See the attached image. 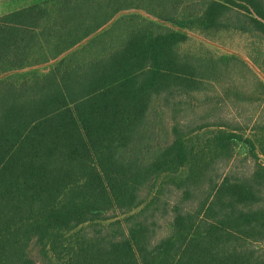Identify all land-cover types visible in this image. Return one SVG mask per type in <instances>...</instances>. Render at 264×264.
<instances>
[{
	"label": "trees",
	"instance_id": "16d2710c",
	"mask_svg": "<svg viewBox=\"0 0 264 264\" xmlns=\"http://www.w3.org/2000/svg\"><path fill=\"white\" fill-rule=\"evenodd\" d=\"M190 31L257 37L264 72V0L0 16V264H264V81Z\"/></svg>",
	"mask_w": 264,
	"mask_h": 264
},
{
	"label": "rangeland",
	"instance_id": "374dc122",
	"mask_svg": "<svg viewBox=\"0 0 264 264\" xmlns=\"http://www.w3.org/2000/svg\"><path fill=\"white\" fill-rule=\"evenodd\" d=\"M132 12L140 13L141 15H143L145 17L151 18L150 16H148L144 12H139V11L136 12L133 10H132ZM125 13H131V11H126V12H123L121 14H125ZM188 34H189V39L182 46L183 49L191 50V51H204V50L208 51L209 50L210 52H212L216 55H221V54H225V53L238 54L240 57H242V59H244L245 61H247L249 63V65L253 68V70L264 81V72L255 63V60L251 57V53H253V51H252L253 47H255L258 44L262 45L260 42V39H258L257 37H255L253 35H249V34L225 33V34H221V35L217 36L216 39H210V38H207L205 35H203L199 32L190 31ZM78 47L79 46H77L76 48H78ZM76 48H74V49H76ZM65 55L66 54H64L63 56H61L57 59L46 62L44 64H39L37 66L26 68L24 70L12 72L11 74H24V73H30V72H47V71L55 68L57 66V64L59 63V61ZM7 75H9V74H7ZM7 75H4V76L6 77ZM244 114L247 115L248 118L251 116L255 120V118H257L256 116H258L259 114H261V115L264 114V106L252 105V108H249L247 111L244 112ZM261 159L264 160V157H261Z\"/></svg>",
	"mask_w": 264,
	"mask_h": 264
},
{
	"label": "crops",
	"instance_id": "0c3cea01",
	"mask_svg": "<svg viewBox=\"0 0 264 264\" xmlns=\"http://www.w3.org/2000/svg\"><path fill=\"white\" fill-rule=\"evenodd\" d=\"M40 0H0V16L8 12L28 7Z\"/></svg>",
	"mask_w": 264,
	"mask_h": 264
}]
</instances>
